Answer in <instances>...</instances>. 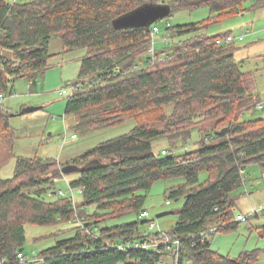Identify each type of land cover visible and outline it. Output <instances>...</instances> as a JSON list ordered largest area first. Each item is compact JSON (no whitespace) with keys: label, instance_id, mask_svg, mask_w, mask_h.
Wrapping results in <instances>:
<instances>
[{"label":"trees","instance_id":"obj_1","mask_svg":"<svg viewBox=\"0 0 264 264\" xmlns=\"http://www.w3.org/2000/svg\"><path fill=\"white\" fill-rule=\"evenodd\" d=\"M149 5H167L169 16L208 7L210 16L169 24L173 46L153 54L149 50L158 21L137 27L122 22ZM263 7L264 0H0V94L8 92L9 76L36 82L50 67L51 41L60 38L65 52L85 51L75 83L79 88L66 107L67 114L78 117L76 129L92 132L127 119L136 123L130 133L102 142L72 162L17 159L14 176L0 179V264H171L177 240L179 264H256L260 249L231 257L213 250L209 239L241 222L231 193L245 183L248 164L257 162L264 171V118L245 119L261 100L256 76L236 60L235 43L215 42L231 32L209 36L206 30ZM10 116L0 106V169L14 154ZM194 130L202 136L195 150L155 151L161 139L173 148L188 143ZM94 159L102 164L72 180L62 173L67 164L83 166ZM202 171L209 173L203 182ZM62 178L82 193L79 205L86 208V220L74 227V236L29 261L26 225L66 223L78 210L74 194L58 190ZM172 178L183 179L167 190V202L185 199L179 219L169 231L147 234L141 225L150 220L140 218L147 194L155 182ZM48 194L59 197L48 200ZM130 213L139 218L107 224ZM137 241L158 244L155 250L130 247Z\"/></svg>","mask_w":264,"mask_h":264},{"label":"rangeland","instance_id":"obj_2","mask_svg":"<svg viewBox=\"0 0 264 264\" xmlns=\"http://www.w3.org/2000/svg\"><path fill=\"white\" fill-rule=\"evenodd\" d=\"M251 2H247L249 6ZM210 16V9L202 7L196 10H181L173 15L160 19L157 22L159 33L153 36V46L157 51L173 46L175 39L167 37V26L189 24L202 21ZM209 36L226 34H246L245 40L235 42L236 60L243 62V70L252 72L256 76L257 90L260 101L264 100V7L248 10L241 15L213 23L206 30ZM167 38V39H166ZM50 51L54 55L49 59L50 67L40 74L36 82L29 77L14 78L9 76L8 92L3 94V106L10 113V126L14 130V154L0 169V179L12 178L15 174L17 159L19 157L32 158L40 156L53 158L64 164L72 162L75 158L98 146L102 142L130 133L136 123L127 119L121 124L98 129L92 132L77 130L78 117L76 114H67L66 107L71 87L78 81L81 60L84 50L65 52L62 40L55 38L50 43ZM149 52H151L149 50ZM67 89L68 94H61ZM38 108L26 113L25 109ZM264 118V110L258 108L255 112H247L245 119ZM76 134V137L72 136ZM192 139L186 144L173 148L168 140L161 139L155 143V151L163 148L175 154L195 150L202 139L201 133L194 130ZM259 163L253 162L246 166L244 176L246 181L231 193L235 201L234 213L246 215L249 219L240 222L235 230L218 233L210 236L211 247L231 257L240 256L241 253L260 249V260L256 264H264V177ZM69 180L79 176L78 172L67 175ZM209 178L207 171L200 173V181ZM182 178H172L155 182L147 194L145 208L149 214L148 220H153L157 226L151 228L150 222L141 225V230L148 233L166 232L173 228L179 219L178 211L183 207L185 199L171 200L168 204L167 190L179 183ZM58 190L63 195H73L78 207L76 214L66 223L53 226L36 224L26 225V243L24 254L29 261L37 259L42 250L54 246L57 241L72 237L76 234V226L83 225L85 207L82 202V193L70 188L64 178L58 181ZM59 194H48L47 199L58 198ZM91 211V208H89ZM80 210V211H79ZM82 210V212H81ZM143 210V211H144ZM142 211V212H143ZM164 211H174V214L157 218ZM136 213L109 221L108 225L124 224L138 219ZM88 219V218H87ZM102 225H106L103 223ZM75 227V228H74ZM172 243V238H166ZM154 244H158V242ZM175 258L171 264L175 263ZM35 264H40L36 262ZM165 264H168L166 262Z\"/></svg>","mask_w":264,"mask_h":264},{"label":"water","instance_id":"obj_3","mask_svg":"<svg viewBox=\"0 0 264 264\" xmlns=\"http://www.w3.org/2000/svg\"><path fill=\"white\" fill-rule=\"evenodd\" d=\"M170 12L171 9L167 5H149L128 14L124 19H122V22L125 27L151 26L160 19L168 17ZM37 109L38 108L25 109L22 113ZM101 164L102 161L100 159H94L83 166H80L78 164H67L62 167V173L65 176L70 175L74 172L82 173L91 168L100 166ZM174 213V211H164L159 213L157 215V218H161ZM22 251L23 249H21V252Z\"/></svg>","mask_w":264,"mask_h":264},{"label":"built area","instance_id":"obj_4","mask_svg":"<svg viewBox=\"0 0 264 264\" xmlns=\"http://www.w3.org/2000/svg\"><path fill=\"white\" fill-rule=\"evenodd\" d=\"M13 1H16V0H13ZM160 29L158 26H155L153 28V34H156V33H159ZM245 37H246V34H239V35H234L232 33L230 34H226L224 36H219L217 37V39L215 40L216 44L218 45H230V44H234L235 42L237 41H243L245 40ZM150 51L154 54L155 53V49H154V46L150 49ZM79 88V85L77 84H74L72 87H71V90H72V94L69 96L71 97L73 95V93ZM61 94L63 95H67L68 94V90L67 89H63L61 90ZM0 106H3V95L0 94ZM258 108L261 109V110H264V100L260 101L258 103ZM73 138L76 137V135H73L72 136ZM163 154H167L168 153V150H163L162 151ZM63 193V191H61V194ZM63 195V194H62ZM170 202H168L169 204ZM149 216L148 212L146 210H144L143 212H141L140 214V218H143V219H147ZM237 221H241V222H246L248 220V217L246 215H243V214H239L237 215V218H236ZM150 226L151 228H155L157 226V224L153 221V220H150ZM215 229H211V232L215 231ZM205 234V233H204ZM210 237V236H209ZM210 239V238H209ZM179 246H180V241H175L174 242V246L172 248V253L173 255L175 256V263L174 264H179L178 262V257H179ZM130 247L132 248H141V249H150V250H155L157 245L154 244L153 242H149V241H145V242H140V241H137L135 242L134 244L130 245ZM119 248L124 250L125 247L123 245H119ZM20 258L22 259L23 258V255L21 254L20 255ZM160 264H165V262H161Z\"/></svg>","mask_w":264,"mask_h":264}]
</instances>
